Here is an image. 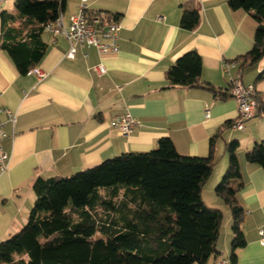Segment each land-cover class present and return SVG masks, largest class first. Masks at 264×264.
Instances as JSON below:
<instances>
[{
	"label": "crops",
	"instance_id": "crops-1",
	"mask_svg": "<svg viewBox=\"0 0 264 264\" xmlns=\"http://www.w3.org/2000/svg\"><path fill=\"white\" fill-rule=\"evenodd\" d=\"M82 1L66 0L64 27ZM84 4L86 13L117 16V53L100 54L94 47L76 44L69 58L67 39L45 30L47 49L36 67L47 76L38 80L32 73H19L0 47V104L15 116L13 122L0 114L6 133L1 146L9 156L0 170V241L25 224L37 177L69 176L122 153L150 151L160 138L168 137L180 155L211 154L209 179L218 180L228 164L226 144L237 140L241 183L236 198L244 213L246 239L237 252V264H264L258 234L264 225V170L245 159L254 143L264 141V109L245 120L242 129L231 126L237 117L230 95L232 79L253 84L264 107V56L254 63L242 59L252 46L256 21L243 9H231L228 0H84ZM190 4L198 9L199 21L187 30L180 19L183 7ZM3 10L9 11L0 0V14ZM188 51L201 57L200 81L227 92L224 98L204 87L168 86L166 70ZM224 62L230 64L228 73ZM98 64L104 73L94 70ZM126 112L137 124L122 136L109 122ZM206 182L201 189L204 203L227 217L216 242L219 253L205 264L221 259L230 264V212L211 188H205Z\"/></svg>",
	"mask_w": 264,
	"mask_h": 264
},
{
	"label": "trees",
	"instance_id": "trees-1",
	"mask_svg": "<svg viewBox=\"0 0 264 264\" xmlns=\"http://www.w3.org/2000/svg\"><path fill=\"white\" fill-rule=\"evenodd\" d=\"M66 0H13L14 13L0 14V47L17 70L26 74L41 61L47 44L42 34L62 14ZM256 21L244 63L264 56V0H228ZM98 16L103 23L116 15ZM198 9H182L180 26L196 27ZM262 74V73H261ZM201 57L188 51L166 70L169 87H204L215 97L226 93L200 81ZM262 76V75H261ZM259 109L263 101L258 97ZM238 141L226 144L228 164L214 193L231 216L230 264L246 244L243 209L236 193L241 183ZM247 162L264 170V141L246 151ZM213 157L180 155L162 137L147 152H127L69 176L37 177L34 203L25 224L0 241V264H205L217 255L222 211L206 205L201 189L213 169Z\"/></svg>",
	"mask_w": 264,
	"mask_h": 264
},
{
	"label": "built area",
	"instance_id": "built-area-1",
	"mask_svg": "<svg viewBox=\"0 0 264 264\" xmlns=\"http://www.w3.org/2000/svg\"><path fill=\"white\" fill-rule=\"evenodd\" d=\"M84 0L79 6V12L69 17V25L64 27L62 23V14H60L55 21L46 25L47 31L53 35H63L70 44L67 52V57L72 58L75 53V45H87L94 47L98 53H117L119 50L118 45V32L120 24L116 22L103 23L98 16L86 18ZM229 63L224 62V71L228 73ZM94 70L98 74L105 72L101 64L94 66ZM28 73L34 74L38 80H42L47 76V73L39 67H34ZM230 95L237 104V117L232 123V127L236 129L243 128V122L253 116L259 111V103L256 98V89L253 84H244L239 78L232 79L230 85ZM6 114L11 120L15 121V116L4 106L0 104V114ZM205 116H209V110H205ZM137 121L133 115L126 112L122 115H117L112 118L109 125L115 128L122 136H128L132 129L136 126ZM6 136L3 130V122L0 119V170L6 168L8 162V154L1 146V140ZM259 244L264 247V225L260 227L259 231ZM225 260L221 259L218 264H225Z\"/></svg>",
	"mask_w": 264,
	"mask_h": 264
},
{
	"label": "rangeland",
	"instance_id": "rangeland-1",
	"mask_svg": "<svg viewBox=\"0 0 264 264\" xmlns=\"http://www.w3.org/2000/svg\"><path fill=\"white\" fill-rule=\"evenodd\" d=\"M5 2H6V9H8L10 12L14 13L15 10H14V8L12 6L13 5V0H5ZM221 178H222V176L218 180H217V178H211V179H209V181L207 180L208 183L206 182L207 184H206L205 188H211L212 191H213V193H214V187L221 180ZM226 209H227V207H225V210ZM227 212H229V211H227ZM222 215H223V217H222V220H221L220 228L223 227V225L225 224V220H226V217H227V213H225V214L222 213ZM220 228H219V232H220Z\"/></svg>",
	"mask_w": 264,
	"mask_h": 264
}]
</instances>
